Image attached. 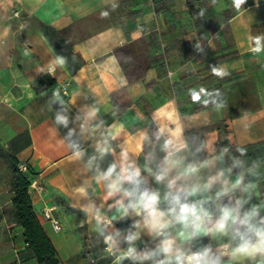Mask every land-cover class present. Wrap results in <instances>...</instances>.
<instances>
[{"label":"crops","instance_id":"0c3cea01","mask_svg":"<svg viewBox=\"0 0 264 264\" xmlns=\"http://www.w3.org/2000/svg\"><path fill=\"white\" fill-rule=\"evenodd\" d=\"M188 76L196 83H185ZM66 83L58 107L51 92ZM168 153L179 163L157 182ZM13 158L42 185L29 196L59 264H158L166 238L175 241L173 257L192 241L209 250L210 262L264 264L259 253L234 252L240 239L233 234L244 231L238 224L227 235L186 239L166 215L172 224L158 236L143 213L125 214L118 203L135 197L108 194L116 174L132 165L140 169L137 195L159 191L166 211L168 193L202 186L223 170L210 190L188 200L205 199L213 221L237 199L247 201L241 216L257 205L256 219L264 217V0H0V264H37L12 216ZM237 159L242 168L232 166ZM113 164L116 172L104 179ZM189 164L199 171L170 188ZM242 171L243 184L216 200L223 179ZM51 208L60 232L45 218Z\"/></svg>","mask_w":264,"mask_h":264},{"label":"clouds","instance_id":"9594fccd","mask_svg":"<svg viewBox=\"0 0 264 264\" xmlns=\"http://www.w3.org/2000/svg\"><path fill=\"white\" fill-rule=\"evenodd\" d=\"M214 71H216L214 69ZM221 73L217 72V75ZM94 114V113H93ZM57 121L60 123L67 124L65 117L57 116ZM172 144L171 140L165 141L164 147L168 148ZM179 151V149H177ZM243 155V151H241ZM126 158V154H125ZM179 161L172 159V153H168L164 158V167L160 172L155 174V179L157 182H162L167 177L168 173L174 168ZM233 167H243V161L235 160L233 162ZM199 171V168L195 165L189 164L187 168L184 169L175 179L169 180L168 186L171 188L176 184V179H179L181 176H188L195 174ZM230 171V170H229ZM251 171V169H249ZM116 172V165H111L107 172L103 174L104 179L112 177ZM139 168H132V165H128L121 169L120 173L116 174V179L108 185L109 196L115 193H123L125 197H135L134 200H131L127 206H124L123 201H118L122 208H124L125 214L130 208L133 211H136L138 215L141 213L144 214V223L149 230L156 235H161V230L168 228L172 224V220L165 221L163 218L168 215L171 216L175 223L183 226L182 231L178 233L180 237L190 239L194 235H206L209 232L221 233L227 235L229 229L234 225L241 226L244 231L241 232L240 228H236L233 238L239 237L240 243L234 249V252L243 253L248 256H255L257 253L264 256V217L259 216L260 206L254 205L250 211H247L240 215L239 209L243 206V203H246V200L237 199L235 201V206L228 204L223 205L219 208V216L213 221L212 213L209 212L204 207L206 203L205 199L189 201L188 197H195L200 195L203 191H208L211 189L216 180L224 177V171L221 170L216 177L210 179L208 183L204 185H191L187 187L179 188L175 194L168 193L165 196V200L168 201L171 205L166 211H161L159 209V204L161 202L159 191H149L144 190L139 192L140 180ZM129 182L135 187L129 191L123 187L125 182ZM223 184L225 187H222L219 191L216 192L215 198L219 200L222 196L227 194L229 191H233L239 188L244 182V173L243 171L237 175L235 181L230 182L228 179H223ZM248 185H245V190H247ZM212 224V227H207L208 224ZM191 228V232H187L188 228ZM134 237H129L133 239ZM112 239L111 236L105 237V243H108ZM175 241L173 239L166 238L161 241V244L158 248V252L163 253L165 259L160 260L159 264H172L174 259L176 264H210L208 260V249H205L203 252H195L188 255H185L184 252L177 250L175 256H172L173 246ZM135 249H129V255L133 254ZM152 254H146L142 259L151 258ZM211 264H218V262L213 261Z\"/></svg>","mask_w":264,"mask_h":264},{"label":"trees","instance_id":"16d2710c","mask_svg":"<svg viewBox=\"0 0 264 264\" xmlns=\"http://www.w3.org/2000/svg\"><path fill=\"white\" fill-rule=\"evenodd\" d=\"M39 83L40 79L35 81V84ZM51 84L52 81H49L46 87H50ZM225 135H227V132H225ZM200 164L201 162H198L197 166ZM18 165L13 158L11 160L10 186L13 194L11 206L14 222L21 230L24 246L30 259H33L37 264H59L55 250L45 236L32 209L29 196L32 181L28 179L26 173L22 174L18 171Z\"/></svg>","mask_w":264,"mask_h":264},{"label":"built area","instance_id":"2783aa9c","mask_svg":"<svg viewBox=\"0 0 264 264\" xmlns=\"http://www.w3.org/2000/svg\"><path fill=\"white\" fill-rule=\"evenodd\" d=\"M52 97L57 100V106L61 107V102L66 99L68 97V83L64 84V85H58L56 86L52 92H51ZM18 171L22 174H25L27 172V167L24 164H19L17 167ZM29 190H34L37 192H41L42 191V185L37 181V180H33L31 182L30 188ZM54 208L48 209L45 211L44 215L45 218L50 222V225L52 227V229L55 232H60L62 230V225L59 222V220L55 217H53L51 215V211ZM102 223H106V220H102ZM165 232L163 230H161V235L158 236H164ZM189 251H185V255L191 254V253H195V252H202L194 242L190 241L189 243ZM25 247V246H24ZM105 252L109 255L112 256L114 254V249L112 246V241L110 240L108 243H105ZM165 259L164 257L159 258L158 260V264L160 260ZM209 260V259H208ZM175 262V260H174ZM90 264H94V260H90ZM176 264V262H175ZM211 264V262H210Z\"/></svg>","mask_w":264,"mask_h":264},{"label":"rangeland","instance_id":"374dc122","mask_svg":"<svg viewBox=\"0 0 264 264\" xmlns=\"http://www.w3.org/2000/svg\"><path fill=\"white\" fill-rule=\"evenodd\" d=\"M196 81L197 80L192 79V78H190V76H188L186 78V80H185V83L188 82V84H192L193 85V84L196 83ZM203 86H205V84ZM5 251H6V244L3 242V243L0 244V261H1V258L4 256Z\"/></svg>","mask_w":264,"mask_h":264}]
</instances>
